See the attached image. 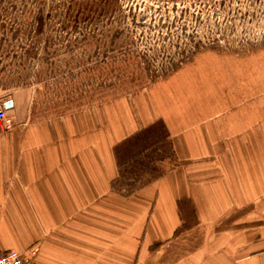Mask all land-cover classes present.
I'll list each match as a JSON object with an SVG mask.
<instances>
[{
    "label": "rangeland",
    "instance_id": "374dc122",
    "mask_svg": "<svg viewBox=\"0 0 264 264\" xmlns=\"http://www.w3.org/2000/svg\"><path fill=\"white\" fill-rule=\"evenodd\" d=\"M15 94L34 121L79 106L109 112L112 100L117 126L156 118L115 148L122 195L180 164L179 133L213 154L256 156L264 169V0H0V100ZM8 115L0 143L28 136ZM6 142L15 156L19 144ZM214 161L213 176L238 165ZM0 205V234L13 240L17 229L21 240L16 220L29 210ZM194 213L185 206V220Z\"/></svg>",
    "mask_w": 264,
    "mask_h": 264
},
{
    "label": "crops",
    "instance_id": "0c3cea01",
    "mask_svg": "<svg viewBox=\"0 0 264 264\" xmlns=\"http://www.w3.org/2000/svg\"><path fill=\"white\" fill-rule=\"evenodd\" d=\"M7 100L19 117L12 131L28 136L2 138L0 202L11 198L13 209L29 211L16 220L21 240L17 229L13 240L0 234L1 250L35 247L36 264H264V169L256 156L213 154L179 133L180 164L122 195L112 187L115 148L156 118L117 126L112 100L109 112L79 106L34 121L16 94ZM6 141L19 144L17 156ZM224 159L238 165L213 176V160ZM188 204L192 222L183 215Z\"/></svg>",
    "mask_w": 264,
    "mask_h": 264
},
{
    "label": "built area",
    "instance_id": "2783aa9c",
    "mask_svg": "<svg viewBox=\"0 0 264 264\" xmlns=\"http://www.w3.org/2000/svg\"><path fill=\"white\" fill-rule=\"evenodd\" d=\"M5 102L0 100V121L7 128L12 126V118L8 115V109L5 107ZM38 249L30 247L25 250H1L0 249V264H36Z\"/></svg>",
    "mask_w": 264,
    "mask_h": 264
},
{
    "label": "water",
    "instance_id": "95a60500",
    "mask_svg": "<svg viewBox=\"0 0 264 264\" xmlns=\"http://www.w3.org/2000/svg\"><path fill=\"white\" fill-rule=\"evenodd\" d=\"M5 107L7 108V109H9V108H11L12 107V100H7L5 103Z\"/></svg>",
    "mask_w": 264,
    "mask_h": 264
},
{
    "label": "trees",
    "instance_id": "16d2710c",
    "mask_svg": "<svg viewBox=\"0 0 264 264\" xmlns=\"http://www.w3.org/2000/svg\"><path fill=\"white\" fill-rule=\"evenodd\" d=\"M144 186V185H143ZM142 187V186H141ZM141 187H139V188H141Z\"/></svg>",
    "mask_w": 264,
    "mask_h": 264
}]
</instances>
